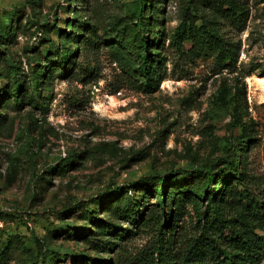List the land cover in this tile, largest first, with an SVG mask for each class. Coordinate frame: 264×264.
Returning <instances> with one entry per match:
<instances>
[{
    "label": "rangeland",
    "instance_id": "374dc122",
    "mask_svg": "<svg viewBox=\"0 0 264 264\" xmlns=\"http://www.w3.org/2000/svg\"><path fill=\"white\" fill-rule=\"evenodd\" d=\"M132 1L0 0V264L148 263L159 241L156 220L147 221L158 211L155 178L182 197L194 185L188 175L223 157L225 145H239L246 188L264 201V0L157 1L147 37L161 60L150 86L114 48ZM207 1L242 12L241 22ZM185 21L230 43V65L204 55ZM79 27L85 36L93 28L92 53ZM67 49L73 71L92 78L57 75ZM221 89L236 111L215 99ZM184 212L176 251L196 234L193 205Z\"/></svg>",
    "mask_w": 264,
    "mask_h": 264
},
{
    "label": "trees",
    "instance_id": "16d2710c",
    "mask_svg": "<svg viewBox=\"0 0 264 264\" xmlns=\"http://www.w3.org/2000/svg\"><path fill=\"white\" fill-rule=\"evenodd\" d=\"M157 1L161 0H150L148 9L145 0L125 3V17L131 22L125 21L124 25L117 30V46L114 47L116 51L122 49L130 54L127 59L130 63L128 72L141 77L147 86L154 83L161 60L159 52L149 44L147 37L153 32V20L156 16L153 8ZM227 5L230 6L229 2ZM207 6L208 10L220 14L221 18H226L235 25L241 22V11H238L241 12L240 14L233 9L226 12L223 4L215 1H207ZM145 14L147 21L144 18ZM183 17H186V13ZM201 18L204 22L203 28L205 26L206 29L209 21L203 16ZM188 19L187 17V21ZM79 28L82 34L77 35L78 40L82 39L83 48L92 53L98 44L93 28L91 27L92 31L87 36L84 35L86 31H82V27ZM183 28L193 38L194 44L203 50L204 55L214 56L222 66L230 65L233 61L234 47L216 32H206L202 27L196 31L193 29L192 22L186 23V21ZM74 57L75 51L71 52L70 49H67L63 55H57V75L66 78L79 72L84 78H92L93 72L88 68L82 69V72L80 68L77 72L73 71L74 61L71 59ZM159 82L160 80H156V83L159 84ZM13 92L15 98L19 96L17 89ZM215 99L221 102L223 109L231 107L232 111H236L234 99L223 89L219 90ZM238 146L235 145V150ZM224 150L226 152L224 156L219 157L214 164L188 175L194 185L184 188V192L179 193L182 197L176 198L178 194L171 195L167 191L164 179L155 178L156 180L152 183L154 184L152 192L156 194L155 208H158V211L156 213L155 209L151 211L147 221L156 220L155 227L159 241L157 246L146 253L150 254L145 258L148 263L143 264H261L264 260V201L247 190L246 173L241 165L240 157L236 162L234 161L233 146L225 145ZM214 183L216 186L212 189ZM165 200L168 202L170 200L167 214ZM189 203L194 209L196 234L185 239L182 244L176 241L178 243L176 251L175 240L177 239L174 237V227L184 217V209ZM234 203H238L240 209L236 207L237 214L231 215L230 210ZM199 204H205V208L202 209ZM131 211L128 213L130 220L135 216ZM113 229L117 230L114 227ZM117 232L113 231L115 236L123 240L125 235ZM165 237H167L166 243ZM110 263L109 259L107 261L92 259L90 263L85 264Z\"/></svg>",
    "mask_w": 264,
    "mask_h": 264
}]
</instances>
